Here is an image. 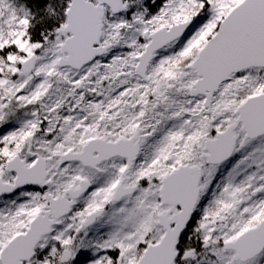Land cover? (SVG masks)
Wrapping results in <instances>:
<instances>
[{"label":"snow or ice","instance_id":"obj_1","mask_svg":"<svg viewBox=\"0 0 264 264\" xmlns=\"http://www.w3.org/2000/svg\"><path fill=\"white\" fill-rule=\"evenodd\" d=\"M0 264H264V0H0Z\"/></svg>","mask_w":264,"mask_h":264}]
</instances>
